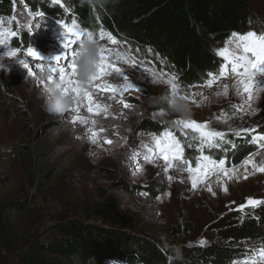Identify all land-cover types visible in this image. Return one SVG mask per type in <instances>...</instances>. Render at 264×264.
<instances>
[{"label": "rangeland", "instance_id": "rangeland-1", "mask_svg": "<svg viewBox=\"0 0 264 264\" xmlns=\"http://www.w3.org/2000/svg\"><path fill=\"white\" fill-rule=\"evenodd\" d=\"M41 1H50L52 3V0ZM23 5L27 4L18 5L14 18L21 24L20 28L27 31L30 35L32 43L30 47L35 48L37 52L39 50L43 52L45 58H47L49 53L58 57L56 46L51 48L47 42H44L43 38H39L31 31V27H36L33 24L38 19L36 15L29 18L32 22H28V24L21 21L22 17L27 16L24 11L22 12ZM251 9L257 19L261 18L264 20V0H251ZM7 25V23L3 24L4 27ZM259 31H264V28L259 29ZM259 31L256 32L259 33ZM59 34H64L63 28L59 31ZM63 39H60L62 44L64 42ZM99 42L105 47L114 48L122 54L124 59L117 62L118 67L122 64L119 73L124 72L125 69L126 71L128 70L130 76L135 77L138 83L141 84L138 89L140 91L147 90L145 91V99H151L152 110L148 114L141 113L139 118L135 120V125L132 127L133 130L130 131L131 128L128 129L130 137H134V142L127 138V150L130 149L131 152L129 158H134L135 160L130 163L131 167L129 168V159L126 158V160L120 162L110 154L104 161L94 163L92 168L89 167L91 168V176L96 177L99 183L96 184L89 179L86 181L85 187L82 186L84 177L80 172L77 173L73 170L75 166L81 165L80 159H78L81 146L77 144L68 145L66 146L68 155H65L64 152L60 153L61 134L68 128V125L65 122H61L62 116L60 114H49L43 110L44 101H40L39 96L44 94L45 88L41 86L38 82L39 79L35 75L28 76L29 70L17 63L19 56H26L27 58L28 54L22 55L23 53L20 51L18 56L10 57L6 54L10 46L0 45V64L4 65L3 68H0V147L3 156L0 173L2 178L9 179L2 188L0 195L3 201L22 200L29 195L31 198H35L34 202L24 209L12 211L13 222L18 226L21 233L20 237L15 239V252L12 258H15L22 248H25L28 240L32 237L60 235L58 226L69 220L101 225V220L95 216L93 217L91 208L103 201L107 196H112L118 204L121 211L120 220L123 223L121 226H112V228L140 239H150L165 249L183 245L201 246L199 244L201 239H204L206 241L205 245H208L215 234L213 231L215 223L222 219L223 216L240 212L237 209L241 204H245L250 197L264 200V173L255 172L254 174H249L247 179L243 178L245 168L242 162L253 153L258 151L264 153V150L259 149L235 166L239 167L241 178H234L237 186L232 191L231 196L227 186V182L229 183L230 180L227 178L216 181L217 179L214 176L210 177L199 184L195 190H193L189 180V188L187 189L181 185L179 187L176 186L178 188V200L176 201V207L172 206L171 202L174 201L175 197L171 198L173 195L171 185L175 183L177 177L172 176V179L169 180L168 176L170 175L165 173L164 170H155L151 166L142 167L141 160L144 159L147 152L145 147L142 146L141 148V145L151 144L148 141L151 142L152 135L148 138L141 136V134L137 135V127L143 122L145 123L147 119L159 122L170 120L172 123L180 118H191L197 122H210L211 128L217 131H224L227 136L232 135L237 138L228 131L229 124L223 122V116L225 113L231 115V105L240 103L241 97L232 95L231 89L228 96L216 95L217 92L222 91L221 83H233L230 82V79L218 81L211 88L195 87L198 85H194L189 89H184L183 87L181 89L175 69L168 62L162 60L155 51L149 48L137 50L131 44H112L106 38L104 40L100 39ZM230 42L231 40L226 41L225 47H229ZM25 45L26 42L22 43V48L27 49ZM63 50L65 51V48ZM61 52L60 55L62 54ZM39 56H42V54L39 53ZM42 57L44 58V56ZM43 58L41 59L43 60ZM24 60L30 63L27 59ZM125 60L128 62L125 63ZM146 67L157 73V83L154 84L156 87H151L149 82L152 75L145 70ZM160 73L164 75L161 76L159 75ZM172 76L177 78L179 84L177 97L185 95L190 97L189 100L184 101L189 109L187 115L174 112L169 106L168 100L173 97L171 88L166 81ZM126 78L129 77L127 76ZM37 84L40 88L34 92L33 86ZM193 92L203 94L195 97L196 103H193V98L191 97ZM203 97H207V100H203ZM160 107V111L154 110ZM255 108L257 111L254 115H244L243 120L236 117V122L242 123L245 127L259 125L257 131L264 132V94L255 102ZM26 114L30 117V123L34 126L35 131L45 133L39 143L44 152H48L47 156L49 154L45 165V177H35L25 166H22L15 156L16 144L21 139L20 122L22 120L20 121V116H25ZM217 117L221 119L218 120ZM52 124L56 126V129H50L46 132L47 127ZM89 126H91V123L87 127L88 130H91ZM172 127H174L173 124ZM119 133L121 132L119 131ZM253 134L255 133L248 134L246 138H251ZM71 137L74 142L77 141V136L71 134ZM118 138H121V136H118ZM114 143L117 142L114 141ZM255 146L258 148V145ZM139 149H142V154L144 155L141 154L142 157L138 156L136 159L134 153H139L141 151ZM120 154L125 156L126 150L121 151ZM255 159L259 161L261 157L256 156ZM247 168L249 173H251V165H248ZM87 169L88 167H84L83 170ZM138 169H141V172ZM175 170L177 169L174 168L170 171ZM135 171L137 175L134 174ZM129 173L132 175L129 176ZM186 174L189 175L187 172ZM149 177L160 183L162 192L157 196L160 199H155L149 194L142 192L137 186L143 185V182ZM210 182H217L219 185L224 184L221 191L228 199L226 198L223 202L215 192V195L211 192V194L208 193L209 196H205L204 188L208 190L205 185L210 184ZM180 194H186V197H182ZM192 195H194L193 198H191ZM133 196L148 199L149 207L155 206L159 210H162L160 202L164 201L166 204L165 210L170 214L159 215L156 217L157 221L153 222L152 215L144 213L141 205L133 206L126 203L125 198ZM250 210L252 208L248 207L244 211ZM239 247L251 250L258 246L249 245L245 242Z\"/></svg>", "mask_w": 264, "mask_h": 264}, {"label": "trees", "instance_id": "trees-1", "mask_svg": "<svg viewBox=\"0 0 264 264\" xmlns=\"http://www.w3.org/2000/svg\"><path fill=\"white\" fill-rule=\"evenodd\" d=\"M64 7L41 0H0V20L15 28L13 15L19 4H27L34 13L42 10L46 19L58 21L67 18L77 20L81 28L94 34L98 40L101 27L110 32L120 43L131 44L134 49L155 51L162 60L176 71L178 82L184 89L204 84L208 74H217L222 57L217 53L232 39V33H245L264 28V20L256 18L251 9V0H119L101 10L80 0H64ZM65 8L68 10L65 11ZM21 13V12H18ZM19 30V29H18ZM21 31V30H20ZM21 38L14 37V48L32 46L30 35L23 30ZM99 41V40H98ZM22 120V121H21ZM21 139L18 140L15 156L35 177H45L47 153L39 143L44 132H36L30 117L20 116ZM172 127L171 121L152 119L137 127V135L149 132L160 134ZM56 129L52 124L47 127ZM183 142V138H180ZM248 139L235 140L236 149L224 146L222 150L209 151L214 159L224 158L228 167L239 165L248 155L256 151ZM194 148H185V156L194 160L198 155ZM200 154V153H199ZM0 147V170H2ZM9 181L0 173V193ZM144 193L157 198L162 192L160 183L147 178L137 185ZM30 195L22 200L3 201L0 195V264H107L116 260L123 264H233L242 261L251 251L240 248L247 242L259 246L264 241V205L255 209L225 215L214 225V237L205 246H178L183 260L172 258L171 249H165L150 239H140L112 228L121 226L120 208L112 196L91 208L93 217L102 224H87L69 220L58 226L60 235L32 237L25 248L16 255L15 239L21 233L13 222L14 210H22L34 202Z\"/></svg>", "mask_w": 264, "mask_h": 264}, {"label": "snow or ice", "instance_id": "snow-or-ice-1", "mask_svg": "<svg viewBox=\"0 0 264 264\" xmlns=\"http://www.w3.org/2000/svg\"><path fill=\"white\" fill-rule=\"evenodd\" d=\"M53 4L64 7L62 0H52ZM68 9L65 8V11ZM39 17H43L44 13H35ZM14 19V18H13ZM64 30V42L63 46L65 51L58 57H56L57 63L50 65L47 69V81L52 82L58 80L60 86L65 94L70 95L73 98V111L77 113L73 122H80L87 126L89 119L86 116L80 115L82 109L86 108L87 112L92 115H99L101 112H106L107 108L102 107L99 103L94 101V93L105 91L113 95L119 93L123 98L126 93L130 91H138L130 84L127 79H123L124 83L120 85H114L104 77H109L113 72H119L121 67L117 66V62L123 58L122 54L114 48L105 47L101 44L100 59L97 66L96 74L91 77L88 83H82L76 78L77 65L76 54L77 49L80 46V42L85 34L92 35L93 33L81 28L75 18L71 19L68 23L63 19L58 20ZM30 31V28H29ZM19 34L17 30H13L11 27H4L3 21L0 20V45L8 47L13 39ZM232 40L229 47L218 50V55L223 58L217 74L209 73V79L203 84L195 87H207L211 88L218 81L224 79H232V84L221 83V92H217V96H228L229 90L231 94L237 97H241V101L238 104L231 105V115L227 113L223 116V122L229 124L228 131L235 137L240 138L251 135L249 144L258 145L260 150H264V132H258L259 125L245 127L242 123L236 122V117L243 120L244 115H254L257 109L255 108V102L261 98L264 94V31H247L245 33H232ZM99 38L104 40L105 38L112 44H117L118 41L110 33L106 32L101 27L99 32ZM79 41V46L73 50V44ZM21 50L19 48L8 47L7 55L12 57L16 56ZM29 57L39 59V53L33 47H27L26 49ZM20 64L27 68L28 76H33L34 72L29 63L24 59H21ZM125 63L128 61L125 60ZM153 77L157 76L156 72H153L149 68H145ZM43 71V68H41ZM159 75L163 76V73ZM166 83L170 86L172 97L176 98L178 93L179 84L177 78L172 76ZM202 93H191L193 103H196L195 97L202 96ZM179 98L184 101L189 100V96H180ZM203 100H207V97H203ZM123 103L124 108L131 107V104L124 99L120 101ZM220 120V117H217ZM231 121V123H229ZM95 124V120L91 121ZM176 128L179 129L183 142L177 137L176 131L173 128L167 127L160 134H152L151 144H144L143 147L147 149V154L144 156L145 160L152 161L155 158H160L164 164V172L167 173L170 169H177L181 172H187L193 190H195L199 184L203 183L210 177H215L220 180L222 177L228 180L240 179L239 167H225V159H214L212 155H205V149L222 150L227 152L228 149L225 145H230L232 149L237 148V144L230 139H226L227 133L224 131H217L210 127V122H197L191 118H180L172 122ZM190 130V131H189ZM101 131H106L102 129ZM93 142L97 137V132L92 131ZM106 143H111L107 140ZM151 145H154L151 146ZM194 148L200 154L195 157V165L192 161L185 158V148ZM139 156V153H134V157ZM256 156H260L261 159L257 161ZM245 168L243 178L247 179L249 174L255 172L264 173V153L258 151L250 155L243 162ZM251 165L252 172L249 173L247 166ZM171 180L172 176H168ZM225 190H227L225 188ZM208 191L212 192V188L209 186ZM213 195L215 193L213 192ZM160 199V197H157ZM264 205V200L248 198L245 204H241L238 211L243 212L246 208L252 209L258 206ZM201 246L206 244L204 239L199 241ZM233 264H264V241L258 246L251 249V251L245 256L242 261H234Z\"/></svg>", "mask_w": 264, "mask_h": 264}, {"label": "bare ground", "instance_id": "bare-ground-1", "mask_svg": "<svg viewBox=\"0 0 264 264\" xmlns=\"http://www.w3.org/2000/svg\"><path fill=\"white\" fill-rule=\"evenodd\" d=\"M25 8L26 7L22 8L23 9L22 12L26 10ZM39 19L41 18H38L37 20H35L33 24H35L36 21L41 23V20ZM25 22L28 24V22H32V20L26 19ZM29 24H32V23H29ZM37 30H38L37 32L39 33V35L37 36L42 39L43 38L42 36L47 34L50 31V27L49 26H46V27L39 26ZM44 42H47L48 45L50 44L57 45L58 47H60V52L61 51H62L61 53L64 52L63 45L61 41L57 39V37L52 38V39L44 38ZM39 53H41L42 56H44V58L42 56H39V59L37 60L29 56L27 58L26 56L24 57L19 56V60L17 61V63H20L19 61L21 59H27L30 62L29 65L33 68L35 77L39 79L38 82L41 84V86H43V88H45V86L49 82L47 81V75H45L44 73L47 72V69L50 65H55L57 63L56 61L57 56L52 53H49L47 58H45V54L43 52L40 51ZM41 58H43V60ZM41 68H43V71H41ZM127 76L129 78H126ZM125 78L138 91H130L129 93H126L123 98L119 95V93L113 95L105 91L96 92L94 93V97H93L94 101L96 103H99L102 107H106L107 111L101 112L99 115H92L87 112L86 108H84L79 113L80 115L88 117L89 119L88 124H90L92 120H95V124L91 123V126H89V129L91 130H88L87 128L88 125L85 126L80 122H73L75 116L77 115V113L72 110L74 107V103L69 110L60 114L62 116L61 122L63 123L65 122L68 125V128L65 129L63 133L61 134L62 139L59 143L60 153L64 152L65 155H68V153H66V150H67L66 146L68 145L77 144L81 146V152L78 153V159H80L79 161L81 162V165H78V167L75 166L73 170L76 171L77 173L80 172L81 175L84 177V181L82 184L83 187L86 186V181L89 179H91L96 184L99 183L96 177L91 176L90 170L94 163L104 161L106 158H108V155L112 154L113 157L117 161H120V162L126 160V158L129 159L128 160L129 168L131 167L130 163H133L135 161L134 158H129L131 152H130V149L127 150V138L130 139L131 142H134V137H130L128 129L131 128L130 131L133 130L132 127H134L135 125L134 124L135 120L139 118V115L141 113L148 114L152 110L151 105H150L151 99L150 100L145 99V91L147 90L145 89V91L144 90L140 91L138 87H140L141 84L138 83L135 77H133L132 75L130 76L128 70L126 71V69L124 72H121V73L113 72L111 76L104 77V79L109 80L114 85H120L124 83L123 79ZM230 82H233V80L230 79ZM149 83L151 87H156V85L154 86V84L157 83L156 77L152 76ZM38 88H40L38 84L34 85L33 91L34 92L38 91ZM150 91L153 92L152 89H150ZM122 99H124L126 102L131 104V107L127 109L124 108L123 103L120 102ZM39 100L44 101V94L39 96ZM154 110L160 111L161 107L156 108ZM54 115H59V114H54ZM102 129H106V131H101ZM92 131H95L98 134L97 137L95 138V143L93 142L92 135H90ZM119 131L121 133H119ZM71 134L78 137L76 142L72 140ZM118 136H121V138H118ZM107 140H110L111 143H106ZM114 141L117 143H114ZM148 142L151 143L150 141ZM142 146L143 145H141V148ZM151 146L154 147V145H151ZM125 150H126V155L122 156L120 152L125 151ZM139 150H141L139 152V157H142V155H144L142 154V149H139ZM137 157L138 156H135L136 159ZM141 164L145 165V167L151 166L155 170H159V171L164 170L163 169L164 164H163L162 159L160 158H155L152 161L142 159ZM84 167H88V169L84 171L83 170ZM138 170H140L141 172V169H138ZM170 170L167 172V174L170 176L177 177L175 180V183L171 185V191L173 194L171 198L175 197L173 199L174 201H172L171 203H172V206L176 207V201L178 200V196H177L178 188L177 187L181 185L184 188L186 187V189L189 188L190 179H189V175H187L186 172H181L179 170H175V171H170ZM134 174L137 175L136 171L134 172ZM130 175L132 174L129 173V176ZM223 178L224 177H222L220 180H223ZM205 186L206 187L210 186L212 188V192L217 193L223 202L224 200H226L227 196L223 195L221 191L222 187H224V184L219 185L217 182L215 183L210 182V184L208 183ZM227 186L230 190L229 194L231 196L232 191L237 186L235 179L230 180L229 183L227 182ZM204 193H205L204 194L205 196H209L208 193L211 194V192L206 190V188H204ZM180 196L186 197V194H180ZM193 196L194 195H192L191 198H193ZM121 197H124V196H121ZM125 201L126 203H129L133 206L141 205V208L143 209L144 213H148L152 215L153 222L157 221L156 217L159 215L170 214L169 212L165 210L166 204L164 201L160 202V208L162 210H159L155 206L149 207L148 205L149 200L144 199L143 197H140V196L126 197Z\"/></svg>", "mask_w": 264, "mask_h": 264}, {"label": "clouds", "instance_id": "clouds-1", "mask_svg": "<svg viewBox=\"0 0 264 264\" xmlns=\"http://www.w3.org/2000/svg\"><path fill=\"white\" fill-rule=\"evenodd\" d=\"M81 4H88L91 7H98L101 10L108 4H117L119 0H80ZM101 43L94 37V34H85L80 42V46L77 49L76 65L77 75L76 78L82 83H88L96 74L98 62L100 59ZM4 65L0 64V68ZM47 75V72L44 73ZM169 106L172 111L187 115L189 112L187 104L183 99L176 97L168 100ZM73 105V98L65 94L60 86L58 80L49 82L44 89V103L42 105L43 110L49 114H61L69 110ZM172 258L182 261L183 254L180 248L177 246L171 249ZM108 264H119L118 261L112 260Z\"/></svg>", "mask_w": 264, "mask_h": 264}]
</instances>
